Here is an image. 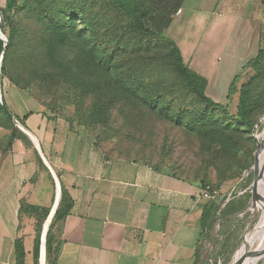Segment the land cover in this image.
I'll return each mask as SVG.
<instances>
[{
	"label": "rangeland",
	"instance_id": "1",
	"mask_svg": "<svg viewBox=\"0 0 264 264\" xmlns=\"http://www.w3.org/2000/svg\"><path fill=\"white\" fill-rule=\"evenodd\" d=\"M183 1L141 0L138 8L155 36L101 0L23 1L4 78L0 56V97L16 86L35 108L71 121L108 156L209 186L216 200L207 205L198 264H233L244 247L252 254L262 241L258 236L248 243L264 213V80L249 86L250 105L259 106L251 118L254 132L234 119L239 93L221 102L207 94L228 106L227 118L189 91L174 72L172 50L161 39L165 31L157 27ZM6 4L0 0L3 9ZM253 74H243L238 88ZM10 135L0 110V155ZM49 239L53 245V232ZM51 254L46 245L44 264ZM250 264H264V257Z\"/></svg>",
	"mask_w": 264,
	"mask_h": 264
},
{
	"label": "crops",
	"instance_id": "2",
	"mask_svg": "<svg viewBox=\"0 0 264 264\" xmlns=\"http://www.w3.org/2000/svg\"><path fill=\"white\" fill-rule=\"evenodd\" d=\"M263 31L264 0H184L165 34L221 102L263 46ZM4 101L30 142L17 138L0 155V264H42L57 180L59 205L63 193L65 201L48 264H198L205 200L197 199L195 182L108 156L71 121L35 108L16 86H8ZM36 209L49 211L45 221Z\"/></svg>",
	"mask_w": 264,
	"mask_h": 264
},
{
	"label": "trees",
	"instance_id": "3",
	"mask_svg": "<svg viewBox=\"0 0 264 264\" xmlns=\"http://www.w3.org/2000/svg\"><path fill=\"white\" fill-rule=\"evenodd\" d=\"M23 1L21 2L19 0H7L6 8L3 9L0 6V29L2 34L6 36V40L2 39L0 37V56L2 53H4L3 60H2V67H1V73L2 77L4 78L6 76V70H5V62L8 58V53L10 50V47L13 43V37L16 32V20L15 16L22 10L23 8ZM105 3L112 4L114 7L118 8L120 11L126 13L128 16L134 19V24L136 27L149 36H155V32L150 30L146 24L145 21L147 20L148 16L147 13L143 10H140L138 8V4L141 2V0H101ZM184 3V1H183ZM183 5V4H182ZM181 5V6H182ZM179 6V8H181ZM178 8V9H179ZM177 12V11H176ZM172 20V17H171ZM171 20H168L167 23L161 21L157 25V27L165 29L169 26L171 23ZM158 22V21H157ZM160 22V21H159ZM163 34V33H162ZM162 41L165 42V44L171 48L172 50V66L174 69V72L182 78L184 81V84L186 88L189 91H192L195 93L196 96H198L202 101L209 107H214L217 109L220 113H222L225 117L231 118L228 112V106H224L221 103H215L213 102L207 95V80L206 78L202 77L198 73L191 70L188 66L185 65L182 53L176 43L169 39L167 36L161 37ZM261 40L263 41V46H261L257 56L250 60L245 67L242 69L241 73L236 76V78L232 81L230 87H229V94H228V100L231 101L233 96L236 93H239V103H238V114L236 116L235 121L237 124L245 126L249 131H253L252 129V122L251 118L252 116L258 111L259 106H251L250 105V90L249 86L252 84V82L256 80H264V31L261 33ZM7 44V45H6ZM249 71H253L254 74L245 82L243 85H241L240 88H238L239 81L241 78H243V74L248 73ZM0 110L4 112V109L2 107V104L0 102ZM5 113V112H4ZM6 114V113H5ZM7 115V114H6ZM50 119V118H49ZM8 121L10 123L11 128V135L9 138V142L6 146L5 152L10 151L15 143V140L17 138H22L25 140V142H30L29 138L17 127V125L8 117ZM24 121V120H23ZM98 147V146H97ZM200 190H207L209 189L211 193H215L209 186H199ZM216 200V198L212 201H204L203 202V209H204V216H203V228L204 233L206 230V211H207V205L209 203H212ZM65 201V195L63 193V199L59 205V208L56 212L55 218H59L60 212L62 210V206L64 205ZM35 212H41L45 214V221L49 215L48 210H35ZM53 225V224H52ZM52 232V226L50 227L48 237H47V255L49 256L52 253V244L50 242V234ZM21 248V242L19 241L17 244V250L20 251ZM37 259L40 256V246H37L36 250Z\"/></svg>",
	"mask_w": 264,
	"mask_h": 264
},
{
	"label": "bare ground",
	"instance_id": "4",
	"mask_svg": "<svg viewBox=\"0 0 264 264\" xmlns=\"http://www.w3.org/2000/svg\"><path fill=\"white\" fill-rule=\"evenodd\" d=\"M262 156L264 157V150L262 151ZM58 191L60 192L59 187H58ZM55 209H56V203L53 207L51 217L49 218V220L47 222L46 231H45L43 239H42V242H43L42 264H43V259L45 260V249H44L45 235L47 234L48 225L50 224V221L52 219V216L54 214ZM263 211H264V207H263ZM258 236H261L262 241L259 244V246L257 247V249L252 254H250L249 247H248L249 245H247L246 247H244L242 249L241 252H239V254H238V256H237V258L233 264H250V263L254 262L255 260H260L264 257V213H263V216L260 220L258 228L256 229V231L253 234H251L248 243H250L252 240L256 239V237H258Z\"/></svg>",
	"mask_w": 264,
	"mask_h": 264
},
{
	"label": "water",
	"instance_id": "5",
	"mask_svg": "<svg viewBox=\"0 0 264 264\" xmlns=\"http://www.w3.org/2000/svg\"><path fill=\"white\" fill-rule=\"evenodd\" d=\"M0 37L2 38V39H4V40H6V38L3 36V34H2V32H1V29H0ZM7 45V44H6ZM3 56H4V53H2V55H1V62H2V60H3ZM2 85V80H1V78H0V86ZM0 90H1V88H0ZM0 102H1V104H2V107H3V109H4V112L7 114V116L17 125V127L19 128V129H21V130H23V131H25V129L23 128V127H21L20 125H19V123L15 120V118H14V116L11 114V112L9 111V109H8V107H7V105H6V103H5V101H4V99L2 98V97H0ZM31 138H32V140L34 141V143L36 144V146L39 148V145H38V143L36 142V139L34 138V137H32L31 136ZM58 187L60 188V196H59V199L58 200H56V209H57V207H58V205H59V201H60V197H61V186H60V184H59V182H58V180H57V189H58ZM56 209H55V211H54V214H53V216H52V219H53V217H54V215H55V212H56ZM48 230H49V228H48ZM48 230H47V232H48ZM45 238H46V235H45ZM44 249H45V254H46V248H45V246H44ZM41 256H43V242H42V245H41Z\"/></svg>",
	"mask_w": 264,
	"mask_h": 264
},
{
	"label": "built area",
	"instance_id": "6",
	"mask_svg": "<svg viewBox=\"0 0 264 264\" xmlns=\"http://www.w3.org/2000/svg\"><path fill=\"white\" fill-rule=\"evenodd\" d=\"M179 13L180 12H178V14ZM215 198H216V193H211L209 189L200 190L199 194L197 195L198 200L212 201Z\"/></svg>",
	"mask_w": 264,
	"mask_h": 264
}]
</instances>
